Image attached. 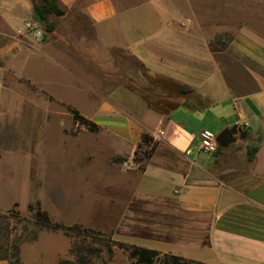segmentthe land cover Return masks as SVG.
<instances>
[{"label": "crops", "instance_id": "1", "mask_svg": "<svg viewBox=\"0 0 264 264\" xmlns=\"http://www.w3.org/2000/svg\"><path fill=\"white\" fill-rule=\"evenodd\" d=\"M158 1L58 0L64 13L51 15L54 30L38 38L25 26L32 0H0V88L32 109V128L56 132L27 135L37 155L32 180L82 187L90 154L99 161V209L114 206L117 228L126 223L129 233L176 248L160 252L206 264H264V67L211 48ZM69 108L97 126L95 152ZM213 124L238 132L204 153L198 133ZM142 134L150 140L139 146ZM248 145L258 147L251 161ZM54 156L65 157L64 179H49ZM126 158L137 167L122 171Z\"/></svg>", "mask_w": 264, "mask_h": 264}, {"label": "rangeland", "instance_id": "2", "mask_svg": "<svg viewBox=\"0 0 264 264\" xmlns=\"http://www.w3.org/2000/svg\"><path fill=\"white\" fill-rule=\"evenodd\" d=\"M142 1L147 0H116L122 6ZM158 3L166 5L178 23L194 25V29L209 40L211 48L221 50L225 46L243 52L257 66L264 67V0H159ZM0 102L3 103V111L8 114L0 122V213L13 209L20 216L29 217L27 203L40 200L42 208L50 211L53 220L66 224L79 222L94 229L112 231L116 239L126 243L159 251L176 250L171 243L129 233L126 223L117 228L116 218H113L116 214L114 206L106 205L105 212L99 209V161L90 154L88 176L82 180V187H52L47 182L41 188L36 187L32 180L34 172L30 169L37 155L32 149L31 140L26 137L35 130L36 136H50L52 139L56 132L49 128H32V109L17 107L15 94L0 88ZM210 130L217 134L221 127L213 124ZM22 133L28 145L19 157L14 145ZM87 135L88 152H95L96 146L90 141V137L95 134L90 131ZM45 144L48 149H52L47 141ZM64 158L54 156L49 162V179H64ZM86 164L83 163L85 168ZM71 166L66 165L67 168H75L73 164ZM75 179L81 180V177L76 176ZM12 201H16L18 206L14 207ZM70 242V238L61 231L43 229L36 240L22 243V264H57L59 259L70 256ZM107 264H133V261L128 251L115 247Z\"/></svg>", "mask_w": 264, "mask_h": 264}, {"label": "trees", "instance_id": "3", "mask_svg": "<svg viewBox=\"0 0 264 264\" xmlns=\"http://www.w3.org/2000/svg\"><path fill=\"white\" fill-rule=\"evenodd\" d=\"M32 5L33 12L38 13L44 21L43 32L45 34L52 32L55 23L51 20V15L64 13L58 0H32ZM225 48V46L222 47V49ZM181 90L188 92L189 88L182 86ZM69 111L73 119L84 124L88 131H96L97 126L80 115L77 110L69 108ZM245 135V132L241 133L242 137ZM149 140L146 134H142L139 146L148 143ZM221 148L219 146L218 150ZM257 149L256 145L247 146L249 161L254 158ZM134 154L136 155L137 151ZM13 206H18V203H14ZM27 209L30 212L29 217H22L18 211H13V209L6 213H0V260H5L7 264H22V243L36 240L39 232L43 229L61 231L71 240L70 256L59 259L57 264H107L114 254L115 247L128 251L133 264H206L179 255L162 253L155 249L119 241L114 237L112 231L94 229L79 222L66 224L53 220L49 212L42 208L38 201L28 204Z\"/></svg>", "mask_w": 264, "mask_h": 264}, {"label": "built area", "instance_id": "4", "mask_svg": "<svg viewBox=\"0 0 264 264\" xmlns=\"http://www.w3.org/2000/svg\"><path fill=\"white\" fill-rule=\"evenodd\" d=\"M25 26L27 29L31 31V33L34 35V37H42L43 36V30L41 28V25L35 20L30 19L25 22ZM216 133L212 132L209 129H201L198 133V139H199V148L204 153H216L219 144L216 140ZM119 166L121 169L126 170L133 167H137V162L133 158H126L122 159L119 162Z\"/></svg>", "mask_w": 264, "mask_h": 264}, {"label": "water", "instance_id": "5", "mask_svg": "<svg viewBox=\"0 0 264 264\" xmlns=\"http://www.w3.org/2000/svg\"><path fill=\"white\" fill-rule=\"evenodd\" d=\"M32 18L35 19L40 25L44 24L43 19L38 13H33ZM238 132L237 127H224L221 129L217 135L216 140L221 147H226L227 145L233 143L235 141L236 134Z\"/></svg>", "mask_w": 264, "mask_h": 264}]
</instances>
